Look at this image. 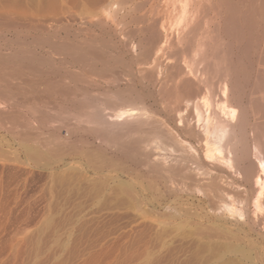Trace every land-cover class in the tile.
<instances>
[{"label":"rangeland","instance_id":"rangeland-1","mask_svg":"<svg viewBox=\"0 0 264 264\" xmlns=\"http://www.w3.org/2000/svg\"><path fill=\"white\" fill-rule=\"evenodd\" d=\"M214 7L211 0H0V56L17 57L25 68L8 67L68 91L0 105L4 115L19 111L16 119L0 116V264H264L256 208L264 192L243 174L251 155L247 103L235 129L208 126L207 148L224 153L212 151L201 169L197 136L206 112L199 107L197 119L192 100L178 104L166 91L177 83L170 66L201 67L208 30L211 49L222 36L229 66L240 60L254 81L257 32L242 22L239 38L219 33L215 24L224 17ZM188 11L200 23L189 44L176 39L161 54L158 46L146 54L150 23L167 35L187 23ZM202 170L222 191H202Z\"/></svg>","mask_w":264,"mask_h":264},{"label":"bare ground","instance_id":"bare-ground-1","mask_svg":"<svg viewBox=\"0 0 264 264\" xmlns=\"http://www.w3.org/2000/svg\"><path fill=\"white\" fill-rule=\"evenodd\" d=\"M211 1L213 2V5L215 6L214 8H216V10H217L218 17L219 16H223L224 17V21H223L222 25L219 24V22L217 24H215V25H217V31L219 33L223 32L224 34H226L227 37L228 36L231 37V35L235 34L234 36L237 35L236 37L239 38L238 34H241L240 31L242 30V26L240 25V23H242V22L244 23V28L250 34H253V32L254 33L257 32V44H256V46L258 48H260V51L256 52V62H257L256 67H257V70L255 68L254 69L257 71L256 72L257 74L254 72L256 74V77H254L252 75L254 77L253 78L254 81L253 82H251L252 80L250 81V77L251 76L250 77L248 76V70L246 71L244 68H239L238 67V66L241 65V61L240 60L237 61V64H238L237 67L238 68L236 67V65H235V67H231V65L229 66V57H228L229 54H228L227 51L223 50L224 48H223L222 40L224 38L222 36L219 35V41H217L216 47H213V49H211L212 46L210 45V43L212 41L210 42V40L212 39L211 37H213V36H211V37L209 36L211 38L210 39L208 37L209 30L206 31L204 29L206 31L205 32L206 34L204 36V42L201 43L200 46H201V50L203 48L205 50L201 51V50H199L200 48L198 49L199 52H200V53L199 52L198 53L201 54L200 55L201 57L199 59V64L201 65V67H198V68L195 69V68L191 67V65L186 64L183 67V69H181V71H180L179 68H181L182 66L179 67V68L177 66L176 67L170 66V68H172L171 71L173 70V68H175V70L177 69V71H178L177 72V76H176L177 77V83H175V85H174L175 81H173L172 85H174V86H172L168 90H166L167 88L165 87L164 90H166L168 94L170 93L169 95H175V97L180 100L179 101L180 103L178 101H175L176 103L178 102V104H181L182 100L184 102L185 101L191 102V100H192L191 104L193 106V114H195V116H197V119L201 115V112L199 114V111H201V108L199 109V107H202L205 110V112H206L205 124H206L207 127L204 126L205 130L203 129L204 131H201V132H203V133H201L202 137H200L199 135L197 136V140L199 141V143H202V146L204 147L203 150H205V153L203 154V161L201 160V166H200L201 169H204V167L206 166L207 162L211 161L213 159L212 158V154H211V152L213 150L210 151L211 149L207 148L208 145H209L208 138H210V128L209 127L212 126L211 128L214 129L215 126H217V125L219 126V125H222L224 123L223 125H225L224 126L225 128H228V129L229 128H231V129L234 128L235 129V127H234V125L236 123L235 119H236V117H237V115L239 113H240V116H241V113H242L243 109H245V108H243L244 105L242 106V103H244L243 101H245L247 103V105H246L247 107L246 108L250 112V118L252 119V123L249 126V129H250L249 135H250V138H251V139L249 138V140L251 141V143H250L251 144V146H250V148H251V153L250 154L251 155H250V158H248V166L244 168L243 174H244V177H245L246 180L253 179L252 180L253 181L252 188H255L257 191H259L258 193L260 194V193L264 192V0H211ZM211 5H212V3H211ZM189 6H191V5H189ZM186 9L183 10L184 14H185ZM216 10H215V12H216ZM115 11H117V10H115ZM189 12L190 11H188V13ZM187 15H188V19H187ZM187 15H184V16H186V19L188 20V21L187 20L185 21L187 23L183 27H181V29L180 28L176 29L175 32H173V33H172V30H171V33L167 34V35H163V33H162L163 29L158 28V26H157V24H158L157 22L158 21L155 20L154 22L150 23V24H152V25H149L150 28H148L149 26L146 27V29L147 28L149 29V32L151 34L150 35V39L148 38L149 41H147L148 42V46H147L148 49H147V51L145 50L147 52L146 54H149L151 52V50H155L153 48L154 47L156 48L157 46H158L157 54L158 53L161 54V51L165 50L166 48H169L170 46H173L175 44L174 40H176V39H177V42H176L177 44H179L181 42H184L185 44H189L190 38H193L197 34L196 33L197 30L200 29L197 26L200 23L196 24V22H195V24H193L194 16L195 15L197 16V14H194V12H190ZM184 16H183V18H184ZM144 17H143V19H144ZM195 18H197V17H195ZM81 20H83V19H81ZM143 21H145V20H143ZM214 30H215V28H214ZM191 34H193L192 37H190ZM210 34H211V32H210ZM215 35L216 34H214V36ZM211 44H213V43H211ZM64 45L66 46V44H64ZM71 49H73V48H71ZM182 50H184V49H182ZM76 51H78V50H76ZM209 51H212V52H210L211 54L209 53ZM251 51H253V50H251ZM78 53H80V52H78ZM91 54H93V53L91 52ZM142 54H143V52H142ZM199 54H197V55H199ZM208 54H210L211 56H209ZM94 55H95V53H94ZM137 57H140V56L137 55ZM141 57H142V55H141ZM157 58H158V55H157ZM157 58H155V60H153L155 63H156ZM149 60H150V58H149ZM20 62H21V60L19 58H17V57H2V56H0V105L7 104V105L11 106V108H13V107L21 106V105L27 103V101H30V100L38 99L40 97L51 96L54 93H61V94H67L68 93L67 89H64L63 87L57 86V85H55V83L48 82L47 80L46 81L42 80V79L41 80L39 79V80H36V81H32V80H29V79L28 80L27 79L24 80L22 78V76H23L22 73H20L18 71V69L15 70V69H12V68L8 67V64H10V63L17 64L19 66ZM93 62H94V60H93ZM154 62H152V63H154ZM95 63H96V61H95ZM137 64H138V62H137ZM175 64H176V62H175ZM20 66L24 67L23 65H20ZM167 66H169V65H167ZM232 66H233V64H232ZM24 70H26V69H24ZM28 70L29 69L27 68V71ZM138 70H139V68H138ZM32 72H34V73L36 72L37 73L36 69L32 70ZM41 74H42V72H41ZM44 75H45V73H44ZM193 75L195 76V79H194V77H192ZM16 77H19L22 81H19L20 83H15L17 81H15L13 83L12 79L16 78ZM241 77H243L244 83L248 87V89L245 90V91H244V89H243V91L241 89V87H242L241 86L242 85L241 84L242 83L241 82L242 81ZM77 78H79V76ZM164 82H162V83H164ZM171 82H172V80H171ZM243 87H245V86H243ZM164 93H165V91H164ZM201 95H202V97H201ZM199 96L201 97L199 102L198 103L197 102H193V101H197L196 99H198ZM210 98L211 99L215 98V101H216V105H214L215 108H214L213 111H211V109L209 108V102L211 101ZM183 101H182V103H184ZM187 102H186V105H187ZM190 105H187V108H188V106H189V108H191ZM182 106H183V104H182ZM182 106L179 105V107H181V110H182ZM171 107H173V106H171ZM179 107L177 105V110L176 111L181 113V110H179ZM247 109H246V111H247ZM27 110L29 111V114L30 113L32 114V116L35 114V111H36V110H32V109H27ZM190 111H191V109H190ZM18 113H19L18 110L14 111V109H12L10 111V113H8L9 115L8 114L4 115V113H2V114L4 116H6L5 118H7L9 116V118L12 117L13 119H16V117H18V115H19ZM2 114L0 113V116H3ZM35 117H36V114H35ZM1 118H0V120H1ZM190 118H191V115L187 119L190 120ZM191 120L195 121V120H193V116H192ZM234 121H235V123H233ZM183 122H184V120H183ZM40 123L41 122L39 121V125L38 126H41ZM190 123H192V122H189V124ZM219 123H221V124H219ZM231 123L234 124V125H232ZM210 124H211V126H209ZM186 125L188 126V124H186ZM180 126H182V125H180ZM230 126H232V127H230ZM182 127H184V126H182ZM189 127H191V125ZM189 127H185L184 130H185L186 134L191 135V134H193L192 132L194 130L192 131V129L189 128ZM221 127H223V126H221ZM229 131H231V130H229ZM240 131H242V130H240ZM211 132H213V131H211ZM193 136H195V135H193ZM229 139H230V137H229ZM228 143H230V142H228ZM198 146H199V144H198ZM200 147H201V144H200ZM225 147H228V146H225ZM228 149H229V147H228ZM246 149L247 148L243 149L244 150V156H245V153H246ZM193 150L195 151V149H193ZM232 151H233V149H231V148L229 150H227V152H229V154L232 153ZM213 152L216 153L218 158H221L222 157V153H224L223 150H218V149L213 151ZM199 153H201V152H199ZM193 160H195V159H193ZM197 163H198V161H197ZM210 164H212V163H210ZM202 172H203V170H202ZM207 173L209 174V172H205L204 171L202 174H200V175H202L201 180H203L202 191L203 190L205 192H209L210 191L211 194H212V192L220 191L221 188H222L221 185H218L217 182L215 181L214 177L211 176V175L209 176ZM185 178H188L189 180H192L190 174H186L185 173ZM194 181L197 182L196 180H194ZM206 194H209V193H206ZM261 204H262V206H261ZM256 206H257L256 208L258 210L262 211V213H260V217H259L260 220L264 221V204L260 203V205L257 204ZM255 219H257V217H255ZM255 221H257V220H255ZM257 222H255V223H257ZM263 223L261 222V224H263Z\"/></svg>","mask_w":264,"mask_h":264}]
</instances>
